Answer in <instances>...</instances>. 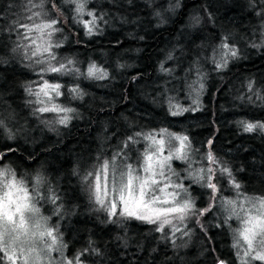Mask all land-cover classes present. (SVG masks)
Wrapping results in <instances>:
<instances>
[{
    "label": "trees",
    "instance_id": "16d2710c",
    "mask_svg": "<svg viewBox=\"0 0 264 264\" xmlns=\"http://www.w3.org/2000/svg\"><path fill=\"white\" fill-rule=\"evenodd\" d=\"M89 11L103 16L92 35L83 25L92 19ZM54 19L60 31L40 46L51 43L57 61H74L79 73L41 74L35 61L42 57L32 56L37 34L18 27ZM223 59L227 67L218 69ZM91 64L107 73L104 79L86 76ZM41 76L61 84L62 95L40 103L34 93ZM190 94L198 95L200 108L172 115ZM53 105L73 111H38ZM65 115L68 123L59 124ZM0 120V168L26 188L50 189L52 205L41 212L67 256L82 264H242L214 201L210 214L184 227L192 236L181 249L166 227L158 232L156 224L109 216L89 188L92 177H85L122 155L126 142L167 129L187 136L196 151L212 152L214 176L230 170L214 179L219 195L264 196V130L246 132L241 123H264V0H87L83 14L71 0H0ZM186 183L194 210L209 207L210 190Z\"/></svg>",
    "mask_w": 264,
    "mask_h": 264
},
{
    "label": "snow or ice",
    "instance_id": "6c2138e0",
    "mask_svg": "<svg viewBox=\"0 0 264 264\" xmlns=\"http://www.w3.org/2000/svg\"><path fill=\"white\" fill-rule=\"evenodd\" d=\"M75 4V11L77 14H83L87 0H71ZM35 6V5H34ZM88 16L92 19L83 21L84 28L87 35L93 34V26L97 19L102 20L103 16L98 15L94 11H89ZM40 13H33V16L39 17ZM33 16H29L28 19L32 20ZM59 23L58 20H51L50 22L19 24L18 27L24 29L27 33L36 32L38 40H43L45 35L51 37L53 32L60 31V29L54 27ZM25 39H29L25 36ZM31 44L35 46V51L32 52V56H40L41 59H37L35 63L40 64V73H65L72 75L79 73V69L71 67L74 65V61L68 60L66 63H60L57 61L56 55L52 53L53 45L48 43L46 46L41 47L36 44V40H32ZM55 47H60L59 44ZM222 48L228 49V54L232 57H236L237 52L234 48L226 43L221 45ZM47 53V57H43V54ZM52 61H56L58 66H53ZM44 65H47L46 67ZM218 69L227 67V60L224 59L222 63L217 64ZM85 75V73H80ZM107 75L95 64H91L86 70L87 77H93L98 79H104ZM41 83L38 85V91L34 94L40 97L41 94L45 97H51L62 95L61 87L59 83H49L48 80L43 79L41 76ZM202 87V85H201ZM251 87V85H250ZM29 93H32V89H28ZM71 92H78L77 88L70 90ZM44 103V101H40ZM187 109H185L186 111ZM39 112H56V113H68L73 111L69 108H64L59 105H53L52 107H40ZM180 112H172V115H179ZM69 121L68 116H62L59 120V124L66 125ZM244 126V131L252 132L256 129L264 130V123H245L241 122ZM3 120H0V127H3ZM161 133L167 132V129L160 130ZM139 135V134H138ZM169 136L174 140L179 141V148L173 153L169 151L168 155H163L165 141L163 138L157 139L156 136L148 134L144 137L146 140L152 141V144L156 145L154 151L147 152L143 157L142 165H138L137 169H134L131 164H124L123 167L117 169L113 160L103 161L98 170L89 172L87 177H92V180L88 181L89 188L95 198V201L101 206L106 207L105 201L111 196L109 201L110 206L107 207L109 215H120L123 217H134L141 221H146L151 224H157L159 222L156 231H164L165 225H171L172 220L169 216H173L175 219L183 221L189 212L194 210V203L191 199L181 197L179 200L178 192H169V188L179 189L180 192L187 193L188 189L180 183L172 185L170 183H164L161 186V182L156 179L157 171L159 176L163 177L164 181H168V177L164 169L166 166L170 167V161L175 157L178 160H187L188 156L185 154V149L188 147V137L179 136L175 133H169ZM132 137L128 138V142L132 141ZM211 143V142H209ZM127 146V142L126 145ZM5 154L0 153V158ZM207 162L212 164L217 163V158L212 152H208L205 157ZM146 173L145 177L139 175V171ZM224 174L231 175L228 168L220 169V176L216 177L213 174V169H200L192 178L196 183H199L201 187L210 190V193L219 191L217 184L213 182L214 179L223 177ZM7 170H0V176L7 177ZM233 187L240 188L238 183H233ZM3 196H0V264H3L4 260H7L9 264H29V257L36 252L34 247H30L27 250L23 247L24 244L33 242L36 239L43 240L45 237L51 238V243H46L45 248L41 251L50 252L54 246L57 245V236L53 234V229L48 228L40 230L41 225L39 221H34L31 225L29 220L31 217L26 218V214L38 213L39 209L36 208L31 202V196L23 183L17 181L15 176L11 179H5ZM163 198H161V195ZM170 198V199H169ZM213 200L216 197L212 198ZM252 204V208L244 212L243 215L236 212L233 209V215L243 224L242 229L236 230L238 232L237 244L242 240L247 245V250L244 255L250 257L252 260L264 261V252L257 251L253 256L252 252L255 251L254 243L258 244L261 248H264V196L255 198L254 201H249ZM226 205H235L236 201L228 200L222 202ZM170 205L157 207L156 205ZM118 206H122L121 211L117 212ZM243 211L244 206L241 205ZM213 205L210 203L209 207L196 210L200 216H204L206 213L210 214ZM226 222V221H225ZM179 231V229H175ZM19 246V247H18ZM41 259L39 253H36L33 264ZM76 264H79V257L75 258ZM67 264H73V261L69 260ZM217 264H226L223 260H217ZM244 264H249L245 261Z\"/></svg>",
    "mask_w": 264,
    "mask_h": 264
},
{
    "label": "rangeland",
    "instance_id": "374dc122",
    "mask_svg": "<svg viewBox=\"0 0 264 264\" xmlns=\"http://www.w3.org/2000/svg\"><path fill=\"white\" fill-rule=\"evenodd\" d=\"M35 23H41L40 21H35ZM27 33V32H26ZM37 36L39 35L36 33ZM27 35V34H26ZM37 36L35 38L36 44L40 45V41L37 39ZM33 51H35V46L33 47ZM186 96V95H185ZM40 100L48 103L51 100V97H45L43 94L40 95ZM194 99L198 103V97H194ZM195 107V103L192 105V108ZM162 130V129H161ZM175 133V132H171ZM148 134H152L156 136L157 139L163 138L165 141L164 145V152L163 155H168L169 151L175 152L177 148H179V141L174 140L169 136L168 132L161 133L160 130H153L151 132H145L141 134L140 139H138L135 143H133L132 146L125 147L123 146L122 152L123 154L117 157H113L111 160H113L115 166L117 169H120L123 167L124 164H131L134 169L138 168V165H142L143 163V157L144 155L149 151H154L156 149V145L152 144V141L144 139L145 136ZM179 136H185L182 134L175 133ZM187 137V136H186ZM188 147L185 149V154L188 156L187 160H178L175 159V157L170 161V167L166 166L164 169L165 174L170 177L168 181H164L163 177L159 176L158 173L160 171L159 168L156 169L157 176L156 179L161 182V186H163L164 183H170L172 185H175L177 183L183 184L187 188V181L194 180L192 177L199 172L200 169H207L210 167V162H207L205 157L208 153L207 149L204 151H196L192 145L190 144L188 140ZM136 148H139L137 150ZM99 169V167H98ZM97 169V170H98ZM1 170V168H0ZM139 175L143 178L145 177L146 173H143V171H139ZM13 176L12 174L8 173L7 179H11ZM5 177L0 176V196H3L4 189V182ZM16 179V178H15ZM17 180V179H16ZM19 181V180H17ZM195 182V181H194ZM214 183L217 184V187L220 186L219 181L216 182L213 180ZM29 191V194L31 196V202L32 204L39 209L38 213L34 214H26L27 217H31L29 220V224L31 225L34 221H39L41 228L40 230H45L48 228L53 229V234L57 236V245L54 246L53 250L50 252H44L41 251L45 248L46 243H51L50 237H45L43 240L36 239L33 242H29L27 244H24L23 247L27 250L30 247H34L36 249V252L33 253L29 257V264H33V261L35 260L36 253H39L41 256V259L37 262V264H67L69 260L73 261V264H76L75 258L77 255L74 256H67L65 253V246L64 243L58 234V231L53 227L50 223L48 218L45 215H42V212H44L45 208L52 205V200H49L50 189H46L41 183H34L32 187L27 188ZM169 192L175 191L179 193V196L177 199L179 200L181 197L191 199L194 203V208L196 207V201L189 195L188 191L187 193L180 192L179 189L169 188ZM161 195V198H163V195ZM94 197V196H93ZM216 197L215 200L212 198ZM258 196H251L247 195L245 193H242L240 191L235 193H229V194H221L219 195L217 192L210 193V203L212 204V201H214V204H217L219 211L226 216V223H228L229 228L231 232L233 233V244L235 245L236 254H237V260L242 261V264H244L245 261H249V264L253 261L250 257L245 256L244 253L247 250V245L242 240L239 244H237V237L238 232L236 230L242 229L243 224L236 218L235 215H233V209H235L236 212L243 215L244 212L249 211L252 208V204L249 202L250 200L254 201L255 198ZM111 196L105 201L106 207H103L107 211V207L110 206L109 201L111 200ZM95 199V198H94ZM170 199V198H169ZM233 200L236 201L235 205H226L222 202ZM44 201V202H43ZM39 203V204H38ZM210 205V204H209ZM208 205V206H209ZM241 205L244 206L243 211L241 210ZM157 207L161 206H170V205H156ZM122 206H118L117 212L121 211ZM108 212V211H107ZM109 214V213H108ZM45 216V217H44ZM112 216V215H109ZM120 216V215H117ZM198 212L196 210H193L188 213V215L185 217L183 221L179 219H175L173 216H169V219L172 220L171 225H165L166 228H168V232L170 236L179 237V240H177L178 245H181V249L188 248L189 243L188 239L192 236V230L188 228V231L183 230L186 225L190 226L189 224H194L195 221L198 220ZM123 217V216H122ZM134 218V217H131ZM136 219V218H135ZM159 222H157L156 226L158 227ZM191 227V226H190ZM193 228V227H191ZM175 229H179V231H175ZM180 232V234H179ZM19 247V246H18ZM255 251L252 252V255L254 256L257 251L264 252V248H261L258 244L254 243ZM264 262V261H261ZM4 264H9L7 260H4ZM22 264V261L20 262ZM79 264H82L79 261Z\"/></svg>",
    "mask_w": 264,
    "mask_h": 264
},
{
    "label": "bare ground",
    "instance_id": "6f19581e",
    "mask_svg": "<svg viewBox=\"0 0 264 264\" xmlns=\"http://www.w3.org/2000/svg\"><path fill=\"white\" fill-rule=\"evenodd\" d=\"M224 60V59H223ZM198 97V95L196 94H190V95H187V102L184 103L183 106H181L178 111L181 113L182 111H185V109H187L186 111H190V112H195L197 111L199 108H200V105H199V97H198V103L197 101L194 99V97ZM195 103V107L192 108V105Z\"/></svg>",
    "mask_w": 264,
    "mask_h": 264
}]
</instances>
